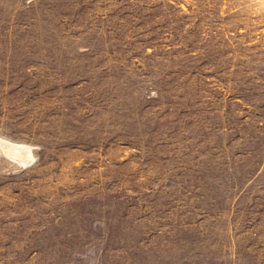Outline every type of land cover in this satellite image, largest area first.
<instances>
[{"label":"rangeland","instance_id":"rangeland-1","mask_svg":"<svg viewBox=\"0 0 264 264\" xmlns=\"http://www.w3.org/2000/svg\"><path fill=\"white\" fill-rule=\"evenodd\" d=\"M0 264H264V0H0Z\"/></svg>","mask_w":264,"mask_h":264},{"label":"bare ground","instance_id":"bare-ground-1","mask_svg":"<svg viewBox=\"0 0 264 264\" xmlns=\"http://www.w3.org/2000/svg\"><path fill=\"white\" fill-rule=\"evenodd\" d=\"M21 147V146H20ZM20 147H18V146H16V144L15 145H13V144H7V148H8V150L11 152V153H13V154H15V155H17V156H19V158L22 160V161H27V160H29V158H30V156L31 155H29L26 151H25V149H22V148H20ZM6 148V149H7ZM12 156V155H11ZM13 157V156H12ZM16 157V156H15ZM14 158V157H13ZM18 158V157H17ZM27 163V162H26Z\"/></svg>","mask_w":264,"mask_h":264}]
</instances>
